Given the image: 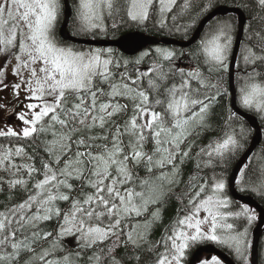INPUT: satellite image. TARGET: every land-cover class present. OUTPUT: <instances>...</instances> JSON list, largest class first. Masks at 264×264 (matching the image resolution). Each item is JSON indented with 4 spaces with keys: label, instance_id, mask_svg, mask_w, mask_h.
Returning a JSON list of instances; mask_svg holds the SVG:
<instances>
[{
    "label": "snow or ice",
    "instance_id": "snow-or-ice-1",
    "mask_svg": "<svg viewBox=\"0 0 264 264\" xmlns=\"http://www.w3.org/2000/svg\"><path fill=\"white\" fill-rule=\"evenodd\" d=\"M217 2L184 0L171 17L173 27L168 13L177 0L70 5L71 35L93 39L153 17L160 29L187 38L211 12L189 53L196 64L186 70L175 66L184 52L171 47H149L129 58L112 47L70 43L57 33L66 0H0V91L11 90L19 106L13 115L20 121L16 128H0V138L8 141L0 144V171L10 174L0 176V264H75L71 253L56 256L69 236L79 249L93 250L88 264H189L193 250L204 244L227 248L240 264H256L250 227L264 222V209L258 213L241 203L232 210L226 172L251 135L244 120L264 125V0H233L247 14L242 42L235 21L212 12ZM193 7L198 11L188 23L176 25ZM148 58L151 63L142 69ZM228 80L233 92L225 86ZM221 97H230L237 110L228 107L223 135L198 144L213 129ZM20 140L27 143H15ZM253 155L258 177L246 181ZM190 160L196 171L175 193ZM205 168L213 170L210 177L200 175ZM232 181L235 189L264 201V155L246 156ZM172 195L181 207L153 239ZM153 205L160 207L149 212ZM53 220L55 235L41 226ZM191 264L223 261L197 252Z\"/></svg>",
    "mask_w": 264,
    "mask_h": 264
},
{
    "label": "trees",
    "instance_id": "trees-1",
    "mask_svg": "<svg viewBox=\"0 0 264 264\" xmlns=\"http://www.w3.org/2000/svg\"><path fill=\"white\" fill-rule=\"evenodd\" d=\"M183 2H184V0H178L177 5L173 8L172 12H170V14L168 15V21H167L168 27H173L174 22L172 21L171 17L174 14L177 13V11L179 9V6ZM72 3H73V0H71V4ZM195 3L196 4L203 3V0H195ZM219 7L235 8L234 7V4H233V0H218L217 5H216L215 8H213L212 12L215 9L219 8ZM196 11H198V8L197 7H193L190 13H188V14L182 16V17H178L177 20L175 21V24L176 25H183V24L188 23L190 16L195 15ZM210 13H208V15ZM208 15L204 16L197 23V25L195 26V28H193L191 30V32H190V34H189V36L187 38L183 37L181 33H176V32L169 33L167 31V29H160L158 27V25L156 24V19L155 18L154 19L152 18L151 21H149V23L146 22L144 25H137V24H135L133 22H128L127 24L122 25L121 28L118 31H116L114 34H113L112 30L110 29L109 30V33L107 35L97 34L96 37H95V39H93L91 36H82V35L81 36H74L73 35V36L75 38L86 39V40H108V41H114V40H118L119 38H121V37H123V36H125V35H127L129 33H132V32H141V33H144V34H146L148 36L155 37V38H158V39H172V40H176V41H179V42H186V41H189L193 37V35L197 31V29H198L199 25L201 24V22ZM245 15L247 16V14H245ZM62 17L60 19L61 21H62ZM219 18H221V19L231 18V19H233L235 21V23H236V29H237V32H236V38H237V34H238V18L236 16H233V15H229L227 17H219ZM74 24H75V21H74V18H72L71 23H70V26H69V30H70L71 33H72L73 29H74ZM195 47H196V45L193 46L190 49H187V50H183V49H180V48H177V47H171V48H175L178 53L180 51H183L184 52V55L183 56H179V58L175 61V64L177 63V61L179 59L183 58L185 56V54L188 55V58L189 59L193 60L194 63H196V60L189 56V53ZM80 48H85V47H80ZM151 48H155V47H151ZM114 50H115V53L117 55H121L122 54L118 50H116V49H114ZM123 56H125V55H123ZM125 57H127V56H125ZM129 58H131V57H129ZM150 63H151V58H148V59H146V61L144 62V64H142V66H147L148 67V65ZM227 79H228V77L226 76V80ZM225 86L228 88V91H229V80H228V83ZM229 106H231V98L230 97H221L220 98V101L217 103V105L214 107V110H213V121H212V123H213V129L210 132L204 133V136L202 138H200L199 140H197V143L198 144L204 145L210 139H212L214 137H219V136L223 135V131L225 130L224 125H225V121H226L227 114H228L227 109H228ZM244 123L248 127H250V125L248 124L247 121H244ZM259 123H260V121H259ZM260 126H261V129L264 128V125H261V123H260ZM238 130H239V128L237 126V131ZM262 135H263L262 143H261L260 147L257 148V150L255 152L256 154H259V155H264V153L261 152V149H264V131H262ZM254 137H255V132L252 129V132H251V135L248 138V141H247L245 150L242 151L232 161V163L229 165V167L227 169V172H226V179L227 180H229V178L231 177L232 172H233L235 166L238 164L239 160L244 156V154L250 148L251 143H252ZM7 142L8 141H7L6 138H0V144H7ZM15 143H18V144H26L27 141L20 140V141H15ZM149 147H151V145H149ZM28 151L31 152L32 150L29 148ZM197 151H198V148H194L193 149V155H195V153ZM16 162L17 163L21 162L20 158H17V161ZM24 162L25 163L28 162L26 158H24ZM258 166H259V161H257L256 156L253 155L252 156L251 165H250L249 169L246 170V173H245V180L246 181L249 179V177H251V179L253 181L257 180L258 172L255 171V170L258 169ZM138 171H139V173H140L141 176H144L145 175V172H144L143 168L138 169ZM195 171H196V169H195V162H194V160L188 161L183 166V168H182L181 183H180V186L179 187L175 188V193H180L181 192V190L187 184V181H188L189 176L191 174H193ZM212 171L213 170L210 169V168H205L200 173V175L201 176H208V177H210L212 175ZM216 171L219 172L220 169L218 168V169H216ZM8 175H10V174L0 171V176L7 177ZM238 192L241 195L248 196V197H253L264 208V201H261L258 196L254 195V194H251L248 191L241 192V191L238 190ZM228 195H229V191H228ZM2 199H3V196H0V200H2ZM185 203H187V201H185ZM239 205H240L239 203H236L235 201H233L232 209H237L238 210ZM66 206H67L66 204H61V207L62 208L63 207H66ZM2 207H3V205L0 204V208H2ZM156 207H160V205H153V206H151L149 208V212L153 211ZM180 207L181 206H180L179 202L175 199V195H172L168 199V202L163 206V213H162L163 220H162V223H160L155 228V230L153 232V236H152L153 239H159V237L163 234L164 228L165 227H168L173 222L174 217L177 215V209L180 208ZM257 221H255L251 225V227H250V236H251V239H252V231L255 230V228L257 226V223H258ZM236 223H238V221ZM243 224H244V221H243ZM41 226L42 227H46L50 231H53V235H55V229L57 227L55 220L49 221L46 224L41 225ZM49 239H51V237H49ZM61 243H62V246L64 247L65 251L64 252H58L56 254L57 258H59L60 256L65 255V254L71 253L72 254V259H73V261H75V264H88L87 257L89 255H91V252L93 250H91V249L90 250L79 249L78 246L76 248H72V247H70L67 244L66 238H64L61 241ZM204 245H206V244H204ZM44 246L45 247L47 246V242H44ZM215 246L218 247L219 249H222V251H225V252L227 251L229 253L228 255L231 256L232 260L236 264H240V261H238L237 258L235 257V255L232 252H230L227 248H224V247H221V246H218V245H215ZM160 250H162V248H158L157 249V251H160ZM194 250H193V253H194ZM263 250H264V237H263V240H262V243H261V248H260V264H264ZM76 251H80V253H81L79 259H77V257L75 256ZM121 251H122V249H121ZM193 253H192V255H193ZM191 256H189L188 259H190Z\"/></svg>",
    "mask_w": 264,
    "mask_h": 264
},
{
    "label": "water",
    "instance_id": "water-1",
    "mask_svg": "<svg viewBox=\"0 0 264 264\" xmlns=\"http://www.w3.org/2000/svg\"><path fill=\"white\" fill-rule=\"evenodd\" d=\"M70 5H71V0H66V6H65V12L62 17V21L60 24L59 28V33L62 38H68L70 43H74L77 46L81 47H87V48H95V47H102V48H107V47H112L113 49L118 50L120 53L127 57H133L135 54H138L139 51H142L146 48L149 47H156V46H165V47H177L183 50H187L195 46L194 41L196 40L198 34H200L201 31V26L204 24V21L208 18V16L201 22L199 25L197 31L193 35V37L186 42H179L176 40L172 39H158L155 37L148 36L144 33L141 32H132L129 33L118 40L114 41H108V40H86V39H79L75 38L73 35H71V32L69 30V26L71 23V20L73 18L72 15H70ZM213 12L217 13L218 18L219 17H227L229 15L236 16L238 18V34H237V41L242 42L241 40V26L246 24V15L241 14V12L235 8H228V7H219L215 9ZM209 15H212L210 13ZM235 55V51H234ZM238 58V57H237ZM232 81L229 80V91L233 92V88L231 86ZM234 94V93H233ZM231 106L232 105V99H231ZM233 110H237V106H233ZM240 112H243L239 109ZM249 115V114H246ZM245 121L248 122L250 127L253 129L255 132V137L251 143L250 148L248 151L244 154V156L240 159L238 164L235 166L232 175L228 181V191L231 196V198L238 203H247L250 207L255 208L256 211L259 213L261 209H264L253 197H248L241 195L237 189L234 188L233 186V181L232 178L236 172V169L240 166L241 162L244 161V158L246 156H249L252 153H255L257 148L260 147L263 139L262 131L260 132V138L257 140V131L261 130V126L259 121L256 119L255 123H252L250 120L247 118ZM264 236V222H262L260 219H258L257 226L253 232V259L255 260L256 264H260V245H261V240ZM201 252L202 253V258L207 256V258L210 255H218L224 264H236L232 258L227 255L225 252L221 251L218 249L216 246L209 244L205 246H201L196 251L193 253L189 260V264H191V261L195 258L196 253Z\"/></svg>",
    "mask_w": 264,
    "mask_h": 264
},
{
    "label": "flooded vegetation",
    "instance_id": "flooded-vegetation-1",
    "mask_svg": "<svg viewBox=\"0 0 264 264\" xmlns=\"http://www.w3.org/2000/svg\"><path fill=\"white\" fill-rule=\"evenodd\" d=\"M148 23H149V21H148ZM57 33L60 36L59 28H57ZM77 47H79V46H77ZM195 64L196 63H194L193 60L189 59L188 55L185 54V56L183 58H181V59H179L177 61L175 66L176 67H183V68H185L187 70L190 66H195ZM141 68L145 69V68H147V66H142L141 65ZM12 80H13V78L9 79V81H12ZM23 98H24V94L22 92L21 95H20V100L23 101ZM0 105H4L3 108H0V124H3V122H4L5 118H6V120L11 125L17 127L20 124V121H18V120H16L14 118L13 110L19 111V106L16 104V101L14 100L10 89H5L3 91H0ZM240 110H242V109H240ZM226 253H227V255L229 254L227 251H226Z\"/></svg>",
    "mask_w": 264,
    "mask_h": 264
},
{
    "label": "rangeland",
    "instance_id": "rangeland-1",
    "mask_svg": "<svg viewBox=\"0 0 264 264\" xmlns=\"http://www.w3.org/2000/svg\"><path fill=\"white\" fill-rule=\"evenodd\" d=\"M177 2H178V0H177ZM170 13H168V15H169ZM155 17H153V19H154ZM156 19V18H155ZM83 36V35H82ZM163 47H165V46H163ZM84 49H87V47H85ZM10 78H13L11 75H9V77H8V79H10ZM23 100H24V98H23ZM6 124H10L7 120H6V118H5V120H4V122H3V124H0V128H3ZM11 125V124H10ZM11 126H13V125H11ZM14 128H16L15 126H13ZM232 210H237V209H232ZM258 222V221H257ZM238 223H239V225H243V221H238ZM252 234H253V231H252ZM66 238V242H67V244L70 246V247H72V248H76L77 246V243H76V237H74V236H69V237H65ZM263 257H264V250H263Z\"/></svg>",
    "mask_w": 264,
    "mask_h": 264
}]
</instances>
